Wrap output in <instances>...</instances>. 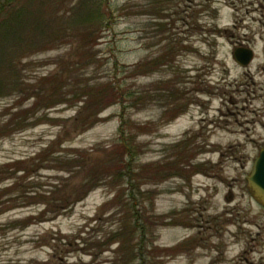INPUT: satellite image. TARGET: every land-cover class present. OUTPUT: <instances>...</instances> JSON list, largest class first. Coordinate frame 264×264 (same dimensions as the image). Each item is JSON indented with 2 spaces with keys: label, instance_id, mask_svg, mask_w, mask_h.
I'll use <instances>...</instances> for the list:
<instances>
[{
  "label": "rangeland",
  "instance_id": "374dc122",
  "mask_svg": "<svg viewBox=\"0 0 264 264\" xmlns=\"http://www.w3.org/2000/svg\"><path fill=\"white\" fill-rule=\"evenodd\" d=\"M127 1L112 0V4ZM149 1L133 0L138 8L117 16L103 32L95 46L100 61L88 76L117 77L123 83L125 79L158 97L140 110L129 111L143 124L139 162L155 163L152 169L158 173L157 179L143 185L152 192L145 202L153 205L155 264H239L236 258L242 245L232 236L233 222L224 219L233 220L237 205L248 206L247 175L264 147V0H157L154 11L147 6ZM233 23L240 29H233ZM229 30L254 44L255 57L248 67L233 59ZM68 47L62 39L38 49L23 59V73L32 77L50 73L54 59L66 54ZM168 51L172 52L165 57ZM151 59H157L155 68ZM137 62L142 63V74L127 77L124 69ZM167 81L181 91L178 102L165 99ZM14 102L12 95L0 97V163L33 156L52 141H57L55 153L70 147L99 153L118 137L121 104L106 108L100 114L105 119L79 133L73 120L78 106L67 105L40 111L25 129L14 130L6 124ZM28 104L24 101V107ZM197 134L205 137L196 140ZM42 174L45 182L54 172ZM114 194L113 185H102L59 217L26 228L5 224L35 213L37 205L1 214L0 264L48 261L53 248L48 238H40L48 231L71 235L76 248L96 242L112 229L111 214L118 201L112 202ZM259 210L256 205L252 209L256 220L264 223ZM79 252L82 264H109L110 252L96 259ZM62 261H78V252L68 253Z\"/></svg>",
  "mask_w": 264,
  "mask_h": 264
},
{
  "label": "trees",
  "instance_id": "16d2710c",
  "mask_svg": "<svg viewBox=\"0 0 264 264\" xmlns=\"http://www.w3.org/2000/svg\"><path fill=\"white\" fill-rule=\"evenodd\" d=\"M132 1L114 6L112 0H0V88L8 89L7 93L1 91L0 97H15L8 126L25 129L40 117V111L59 105L78 106L73 120L82 133L105 119L100 114L106 108L122 106L118 137L99 153L72 147L55 153L57 141H52L33 156L0 163V215L15 207L38 208L35 213L8 221L5 225L12 229L55 219L102 185L115 188L112 202L118 201L111 214L112 229L80 248H76L71 235L62 237L59 231H48L40 238H48L54 253L42 264H62V257L72 252H78V261L72 264H82L79 251L94 259L110 252L106 260L109 264L156 263L150 214L153 205L145 202L152 192L143 185L157 179L158 173L152 169L155 163L139 162L143 147L138 136L143 124L132 119L129 111L140 110L158 97L125 79L123 83L117 77L88 76L100 61L95 46L103 32L113 26L117 16L138 8ZM157 3L151 0L147 6L154 11ZM62 39L69 43L68 51L54 59V70L33 77L23 73L24 58ZM156 61H150L154 68ZM141 67L137 62L132 69L124 70L130 74L127 77L137 76L142 74ZM166 85L165 99L178 102L176 95L181 91L172 89L169 81ZM27 100L29 104L24 107ZM44 170L54 172L45 182Z\"/></svg>",
  "mask_w": 264,
  "mask_h": 264
},
{
  "label": "flooded vegetation",
  "instance_id": "af4514ba",
  "mask_svg": "<svg viewBox=\"0 0 264 264\" xmlns=\"http://www.w3.org/2000/svg\"><path fill=\"white\" fill-rule=\"evenodd\" d=\"M232 26H233V29H236V30L240 29V26H238L236 23H233ZM214 30H217V29H214ZM224 30L228 31V28ZM229 31H230V36H232L231 38H234V39H230V43L232 47L231 54H232L233 59L235 60V55H237L239 58H242L244 51L250 49L253 52V59H252L253 61L255 57V47L252 41L248 38L246 39L245 37H243L244 35H241L239 33L235 34L233 30H229ZM214 35L216 36L217 34H214ZM236 63L242 67L249 66V64L246 66L241 65L237 61ZM245 74L248 75L249 71H246ZM204 91L208 92L207 88H205ZM210 94L212 95L213 92H210ZM210 101L208 102V105H207L208 106L207 111H206L207 113H209V109L211 105ZM212 122H215V120H212ZM193 137L197 140L200 137H205V135L197 134L195 136L193 135ZM247 191L251 198V200L248 203V206L241 208L240 206L237 205L235 207L236 212L233 214V220L224 219V221L233 222L234 231L232 232V236L234 237V240H236L242 245V251L238 254L236 258L238 263L239 264H246V263L264 264V223H262L261 220L257 221L256 215L252 211V209L256 205L260 209L259 213L264 215V206L261 205L259 202H257V200L253 197L252 193L250 192L248 188V183H247ZM225 197L227 201H230L232 198V196H229V194L225 195ZM228 209L229 208L226 207V212L230 213L231 211H229ZM215 218L218 219L219 216ZM202 239H204V241L207 243V238L204 237ZM217 250L219 251L218 253L222 252L221 248L218 246H217ZM209 264H214V261L210 262Z\"/></svg>",
  "mask_w": 264,
  "mask_h": 264
},
{
  "label": "water",
  "instance_id": "95a60500",
  "mask_svg": "<svg viewBox=\"0 0 264 264\" xmlns=\"http://www.w3.org/2000/svg\"><path fill=\"white\" fill-rule=\"evenodd\" d=\"M253 59L252 50H245L243 57L235 55V60L241 65H248ZM247 183L253 197L264 206V147H262L255 158L252 168L247 175Z\"/></svg>",
  "mask_w": 264,
  "mask_h": 264
}]
</instances>
